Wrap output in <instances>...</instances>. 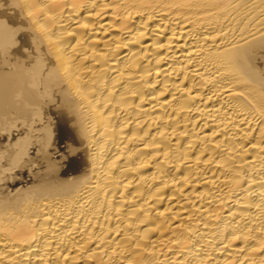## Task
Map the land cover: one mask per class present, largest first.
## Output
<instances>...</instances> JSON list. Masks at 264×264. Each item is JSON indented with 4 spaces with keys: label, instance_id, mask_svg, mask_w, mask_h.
<instances>
[{
    "label": "bare ground",
    "instance_id": "6f19581e",
    "mask_svg": "<svg viewBox=\"0 0 264 264\" xmlns=\"http://www.w3.org/2000/svg\"><path fill=\"white\" fill-rule=\"evenodd\" d=\"M0 264H264V0H0Z\"/></svg>",
    "mask_w": 264,
    "mask_h": 264
}]
</instances>
